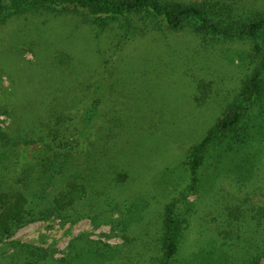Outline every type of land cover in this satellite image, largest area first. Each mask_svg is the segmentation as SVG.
Here are the masks:
<instances>
[{
	"label": "trees",
	"instance_id": "trees-1",
	"mask_svg": "<svg viewBox=\"0 0 264 264\" xmlns=\"http://www.w3.org/2000/svg\"><path fill=\"white\" fill-rule=\"evenodd\" d=\"M68 15L119 49L153 32L188 31L205 43L247 42L251 72L187 150L172 154L177 138L152 136L149 128L137 146L138 165L128 164L132 156L111 142L116 125L113 134L110 126L97 125L101 97L77 124L66 112L75 101L72 90H58L53 80L4 93L0 264H262L264 0H0V26L14 18L35 24ZM55 59L62 65L72 60L65 52ZM201 84L207 94L208 85ZM2 116L11 119L8 125ZM33 145L41 157L21 163L28 152L22 151ZM82 219L95 229L108 226L102 236L122 242L84 231L59 251L15 238L35 222Z\"/></svg>",
	"mask_w": 264,
	"mask_h": 264
},
{
	"label": "rangeland",
	"instance_id": "rangeland-1",
	"mask_svg": "<svg viewBox=\"0 0 264 264\" xmlns=\"http://www.w3.org/2000/svg\"><path fill=\"white\" fill-rule=\"evenodd\" d=\"M110 42L107 35L97 40L75 16L35 24L14 18L0 26V102L7 91L21 94L37 89L41 79L53 80L58 90H72L75 101L66 112L81 124L92 99L99 96L103 103L97 125L110 126V134L116 125V140L111 142L125 151V157L132 156L128 164L138 165L143 160L139 143L148 138L149 128L154 130L152 136L177 138L172 154L187 150L202 133L201 127L215 120L226 99L239 91L244 75L251 72L246 62L251 52L247 42L205 43L188 31L153 32L120 49ZM57 52H65L72 60L66 65L57 63ZM202 80L208 85L207 94L201 89ZM30 105L22 102V107ZM111 110L113 116L107 120ZM1 119L5 126L11 121L5 116ZM26 151L21 163L41 157L39 145L22 153ZM84 231L110 243L122 242L118 237L102 236L109 227L95 229L89 219L65 225L59 220L35 222L20 229L15 238L63 251Z\"/></svg>",
	"mask_w": 264,
	"mask_h": 264
}]
</instances>
